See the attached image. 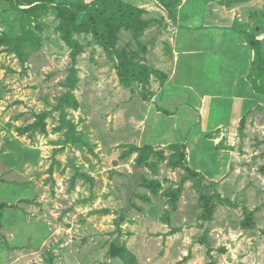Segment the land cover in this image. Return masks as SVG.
<instances>
[{"label":"rangeland","instance_id":"1","mask_svg":"<svg viewBox=\"0 0 264 264\" xmlns=\"http://www.w3.org/2000/svg\"><path fill=\"white\" fill-rule=\"evenodd\" d=\"M215 1L254 42L264 94V0ZM178 2L160 1L172 19ZM25 9L0 0V264H264V102L236 128L226 176L206 181L178 149L137 143L141 120L151 136L171 122L136 83H118L90 33L70 31L82 48L71 59L55 6ZM117 37L116 50L143 61L141 45Z\"/></svg>","mask_w":264,"mask_h":264},{"label":"crops","instance_id":"2","mask_svg":"<svg viewBox=\"0 0 264 264\" xmlns=\"http://www.w3.org/2000/svg\"><path fill=\"white\" fill-rule=\"evenodd\" d=\"M122 1L144 12L140 20L147 26L137 38L131 30L121 28L120 33L143 47L140 62L165 76L162 85L151 76L152 96L147 103L154 116L170 121L172 128L151 136L153 129L141 120L137 143L184 144V165L206 181H220L234 161L231 147L236 128L264 102V94L252 86L251 48L234 27L233 15L212 0H179L173 19L162 10L161 0ZM160 42L168 44L166 54ZM158 99H167L169 104L158 105Z\"/></svg>","mask_w":264,"mask_h":264},{"label":"trees","instance_id":"3","mask_svg":"<svg viewBox=\"0 0 264 264\" xmlns=\"http://www.w3.org/2000/svg\"><path fill=\"white\" fill-rule=\"evenodd\" d=\"M212 1L216 2L215 0ZM47 4H52L56 8L60 20L59 29L61 31V38L71 48V59H74L81 53L82 48L77 43L71 41L70 31L82 30L90 33L95 38L104 55L113 62V70L118 83L124 87L136 83L141 88L140 98L142 101L149 102L151 100L152 94L145 87L148 85L151 76L156 78L159 84L162 85L165 81L163 73L149 68L143 62L131 60L123 50L118 51L115 48L117 35L121 28L131 30L134 38H137L146 28L147 23L140 20V15L144 13L141 9L132 7L122 0H92L86 4L66 2L57 5L50 0H26L27 9H25L24 14L32 17L39 10H42V6L45 7ZM79 16V25H74L75 20ZM246 41L253 54H255L254 42L251 40ZM252 66L253 60L251 64V76ZM252 86L257 93H260L253 79ZM156 111L164 115H170L167 111L160 108H156ZM169 146L178 149L183 163L184 144H172ZM149 152H152L151 147H142V150L137 155L136 163L141 164ZM185 168L197 174L186 166Z\"/></svg>","mask_w":264,"mask_h":264},{"label":"water","instance_id":"4","mask_svg":"<svg viewBox=\"0 0 264 264\" xmlns=\"http://www.w3.org/2000/svg\"><path fill=\"white\" fill-rule=\"evenodd\" d=\"M132 172H133V176L130 179V182H132L133 180H135L138 177V175L142 172V169L141 168H134Z\"/></svg>","mask_w":264,"mask_h":264}]
</instances>
